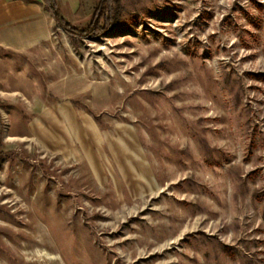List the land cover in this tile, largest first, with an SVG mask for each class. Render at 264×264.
I'll return each mask as SVG.
<instances>
[{
    "label": "rangeland",
    "instance_id": "obj_1",
    "mask_svg": "<svg viewBox=\"0 0 264 264\" xmlns=\"http://www.w3.org/2000/svg\"><path fill=\"white\" fill-rule=\"evenodd\" d=\"M56 1L78 28L98 3ZM119 12L97 36L70 37L48 8L20 21L19 77L0 53L24 92L0 98V264H264V0ZM61 101L96 140L82 121L63 126L65 152L37 140Z\"/></svg>",
    "mask_w": 264,
    "mask_h": 264
},
{
    "label": "crops",
    "instance_id": "obj_2",
    "mask_svg": "<svg viewBox=\"0 0 264 264\" xmlns=\"http://www.w3.org/2000/svg\"><path fill=\"white\" fill-rule=\"evenodd\" d=\"M59 7L61 9L60 5ZM47 8L48 6L43 0H0V53L6 54L9 58L8 60L12 61V64L14 63L15 72L18 77L19 53L22 54L25 47L27 49L31 47V44L25 45L23 43L22 36L25 34V30L22 28L19 29V22L23 20L38 21L41 14H45ZM48 10L50 11L49 8ZM2 75L0 74V98L19 99L20 95L24 96V92L19 90V83L16 86L7 85L2 82ZM47 91L55 93V88L53 87L51 90L49 86ZM59 97L66 98L67 96L61 94ZM3 114L6 116V113L1 111V120L4 122ZM80 121H82V124L84 122L87 124L89 137L96 140L98 135L94 125L91 124L87 117H80L74 111L72 104L67 101L49 104L43 110L39 111L38 116L31 123V131L34 136H37L38 141H41L43 144L46 142L49 148L53 150L59 149L65 152L66 145L64 141L70 137L66 130L62 131L63 126L66 127L67 124L68 126H76L80 124ZM44 136L47 137L46 141L43 138Z\"/></svg>",
    "mask_w": 264,
    "mask_h": 264
},
{
    "label": "trees",
    "instance_id": "obj_3",
    "mask_svg": "<svg viewBox=\"0 0 264 264\" xmlns=\"http://www.w3.org/2000/svg\"><path fill=\"white\" fill-rule=\"evenodd\" d=\"M50 9L53 18L59 26L70 37L97 36L110 29L119 18V0H98L96 7L91 13L88 24L82 28L73 26L63 15L58 3L55 0H43ZM2 129V120L0 116V135ZM1 145V140H0ZM1 155V151H0Z\"/></svg>",
    "mask_w": 264,
    "mask_h": 264
}]
</instances>
